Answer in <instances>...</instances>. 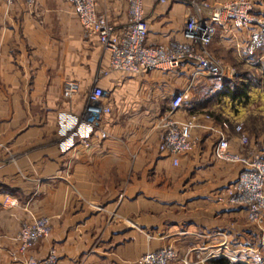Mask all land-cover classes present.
Instances as JSON below:
<instances>
[{"label":"crops","instance_id":"1","mask_svg":"<svg viewBox=\"0 0 264 264\" xmlns=\"http://www.w3.org/2000/svg\"><path fill=\"white\" fill-rule=\"evenodd\" d=\"M189 2L143 0L147 45L185 41ZM251 2L264 19V0ZM99 10L117 27L129 21L123 1L104 0ZM262 29L219 26L212 49L229 67L260 64L264 50L248 55L246 45ZM109 64L66 0H0V264H20L19 232L33 216L52 222L51 234L27 253L37 260L54 252L57 264H139L144 254L171 247V264H264V249L253 248L260 229L227 195L243 167L213 155L212 127L228 134L232 154L258 150L253 140L243 149L235 131L246 101L223 95L234 79L196 77L191 66L99 77ZM66 81L80 85L70 102L62 99ZM95 84L111 109L102 122L109 137L64 153L63 135L83 115ZM184 92L189 99L174 118L204 128L192 131L194 146L175 165L159 150V125Z\"/></svg>","mask_w":264,"mask_h":264},{"label":"built area","instance_id":"2","mask_svg":"<svg viewBox=\"0 0 264 264\" xmlns=\"http://www.w3.org/2000/svg\"><path fill=\"white\" fill-rule=\"evenodd\" d=\"M8 4L22 1L34 6L37 0H4ZM78 17L85 32L98 37L104 51L109 54V69L100 72L99 77L112 72L134 74L164 72L171 73L184 66L195 69V76L205 79H227L236 76V70L224 67L209 52L215 40L219 26L232 24L239 29H248L253 25H262L259 33L253 34L246 45L248 55H256L264 50V19L253 13L251 0H231L212 5L209 0H190L189 11L184 29V42H175L168 46L153 47L147 45L149 34L148 21L143 12V0H119L127 4L129 21L121 27L113 24L106 12L99 10L104 0H66ZM167 4L169 0H156ZM76 81L64 83L62 99L70 102L79 92ZM87 104L77 123L65 131L60 147L64 153L79 148L90 149L94 137L103 141L109 137L102 128L105 116L111 112L105 102V92L97 84L87 93ZM189 99V93L175 95L171 102V112L163 119L160 128L159 150L174 157L186 154L193 146L192 131L204 128L194 120L178 121L174 118L183 104ZM206 119L212 120L210 115ZM217 133V143L213 149L214 158L229 164L241 165L243 170L237 180L227 189L230 204L247 212V220L260 229V238L256 250L264 249V149L251 155L230 152V140L223 130ZM235 131L243 149L250 145L249 135L237 126ZM115 216L113 220H115ZM52 232L50 217H31L21 226L18 241L19 248L14 259L20 264H57L54 252L42 260L27 256L29 249L47 238ZM177 259L176 251L164 248L144 254L139 264H171Z\"/></svg>","mask_w":264,"mask_h":264},{"label":"rangeland","instance_id":"3","mask_svg":"<svg viewBox=\"0 0 264 264\" xmlns=\"http://www.w3.org/2000/svg\"><path fill=\"white\" fill-rule=\"evenodd\" d=\"M212 45L209 47V52L215 59L224 67L235 69V78L238 77V80L241 78L248 82L250 95L249 100L243 104L245 115L241 122L236 124V127H242L249 135L250 143L251 140L254 141L256 149H264V59L260 64L244 65L239 68L233 66L229 67L225 65L221 57L213 51ZM235 78L233 77V79ZM229 79L233 80L232 78H222L220 80L228 82L230 81Z\"/></svg>","mask_w":264,"mask_h":264},{"label":"trees","instance_id":"4","mask_svg":"<svg viewBox=\"0 0 264 264\" xmlns=\"http://www.w3.org/2000/svg\"><path fill=\"white\" fill-rule=\"evenodd\" d=\"M238 78V77H237ZM235 78L231 81V86H228L223 95L229 96L232 100L248 101L249 100V85L245 81L238 82ZM219 264H231L230 261L221 262Z\"/></svg>","mask_w":264,"mask_h":264}]
</instances>
